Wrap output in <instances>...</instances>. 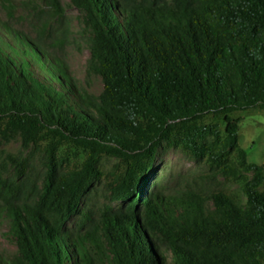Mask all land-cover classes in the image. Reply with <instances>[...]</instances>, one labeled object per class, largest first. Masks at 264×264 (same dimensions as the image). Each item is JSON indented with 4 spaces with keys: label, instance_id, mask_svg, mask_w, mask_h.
Wrapping results in <instances>:
<instances>
[{
    "label": "trees",
    "instance_id": "16d2710c",
    "mask_svg": "<svg viewBox=\"0 0 264 264\" xmlns=\"http://www.w3.org/2000/svg\"><path fill=\"white\" fill-rule=\"evenodd\" d=\"M40 2L36 18L64 15L60 0ZM71 2L92 32L98 97L41 36L0 19V137L19 134L47 169L32 196L0 175L17 246L0 264H264V164L239 135L245 114L264 110V0ZM164 143L220 187L150 192ZM95 180L124 207L69 228Z\"/></svg>",
    "mask_w": 264,
    "mask_h": 264
},
{
    "label": "rangeland",
    "instance_id": "374dc122",
    "mask_svg": "<svg viewBox=\"0 0 264 264\" xmlns=\"http://www.w3.org/2000/svg\"><path fill=\"white\" fill-rule=\"evenodd\" d=\"M64 15L55 17L43 8V14L36 18V6L42 8L40 0H0V19L32 38L41 36L48 48L68 65L80 89L98 97L104 88L102 78L90 69L92 32L88 28L84 12L71 0H60ZM35 7V9L33 8ZM47 24L45 32L43 26ZM240 129V144L248 152L249 161L264 164V110L245 114ZM27 163L25 174L21 177V165ZM117 159L106 158L102 165L112 170ZM45 154L34 147L26 146L19 134L7 138L0 137V175L16 182L22 181L27 194L31 196L43 188L46 179ZM207 167L200 160L188 158L182 151L172 149L164 143L158 150L154 168L147 179L150 192L161 190L164 193L179 194L189 187L201 188L206 192L220 187L207 176ZM220 184L228 185L223 178ZM237 189L236 185L231 186ZM264 188V186H263ZM0 201V251L7 257L17 254V246L9 234L11 218L3 212ZM106 206L124 207V203L111 200L110 193L101 180H95L83 196L78 213L68 222V227H79L87 223L89 216H97ZM168 257L172 253L164 247Z\"/></svg>",
    "mask_w": 264,
    "mask_h": 264
}]
</instances>
